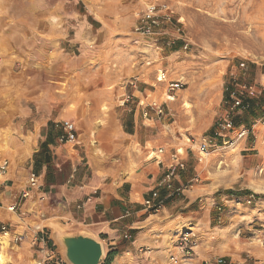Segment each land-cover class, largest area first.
Returning <instances> with one entry per match:
<instances>
[{"label": "rangeland", "instance_id": "1", "mask_svg": "<svg viewBox=\"0 0 264 264\" xmlns=\"http://www.w3.org/2000/svg\"><path fill=\"white\" fill-rule=\"evenodd\" d=\"M52 1L0 0V40L14 52L10 60L0 52V118L9 111L8 124L30 128L24 109L40 114L46 101L52 102L53 116L63 108L71 111L72 117L63 118L76 120L79 133L84 114L92 118L93 132L109 124L130 129L134 119L155 134L160 129L155 147L168 152L181 147L188 156V188H203L194 209L207 210L211 231L220 238L217 255L224 264H264V0H156L168 4L172 18L160 19L149 31L140 27L147 0H64L48 6ZM54 15L65 17V37L29 50L32 54H16V30L34 32L41 42L48 16ZM55 47L62 57L52 54ZM162 72L165 80H157ZM171 80L182 86L168 90ZM194 83L202 92L198 99L188 97ZM242 85H253L257 100L263 99L253 111L231 108L232 91L249 98ZM73 93L81 100L69 105L66 97ZM227 115L230 127L215 135L217 122ZM8 124L0 119V160L10 161ZM90 138L87 145L99 139ZM203 140L211 146L198 161ZM152 148L142 152L144 159L154 155ZM7 249L0 248V264L8 259Z\"/></svg>", "mask_w": 264, "mask_h": 264}, {"label": "crops", "instance_id": "2", "mask_svg": "<svg viewBox=\"0 0 264 264\" xmlns=\"http://www.w3.org/2000/svg\"><path fill=\"white\" fill-rule=\"evenodd\" d=\"M50 2L48 6L53 7L65 3ZM64 20L63 15L48 16L41 42L36 33L27 34L25 28H18L16 54H32L29 50L39 51L46 42L60 41L66 34ZM79 35L76 32V39ZM5 44L0 40V52L10 60L14 52ZM52 51L56 57L63 56L59 48ZM66 99L69 105L81 100L75 93ZM50 103H41L43 111L37 115L24 109L22 114L29 118L30 128H24V123L8 124L9 111L0 118L8 124L4 133L8 135L10 156L9 167L0 175V248L9 245L4 264H69L53 237L55 225L69 233L83 231L99 239L103 246L99 264H205L220 254V238L217 231H211L207 210H202L203 205L194 209V201L203 191L201 185L175 190L188 181V172L179 171L172 177L171 188L157 187L171 153L163 146L155 147L160 142V129L155 134L154 129L142 128L134 119L130 129L109 124L93 132V120L84 114V132L79 133L76 120L63 118L72 117V112L63 108L53 116ZM63 119L75 122V142L59 141ZM91 136L99 139L87 145ZM148 147H154L151 152L156 157L150 153L144 159L142 152ZM160 147L164 150L158 154ZM161 155L164 159L159 158ZM31 171L37 175L35 186L28 182ZM153 189L159 191L161 206L148 210L142 202ZM23 191H27L25 196ZM190 227L194 252L186 259L176 238L180 230ZM44 230L47 246L39 239Z\"/></svg>", "mask_w": 264, "mask_h": 264}, {"label": "built area", "instance_id": "3", "mask_svg": "<svg viewBox=\"0 0 264 264\" xmlns=\"http://www.w3.org/2000/svg\"><path fill=\"white\" fill-rule=\"evenodd\" d=\"M172 18L171 12L169 10V6L166 2H156V0H147L145 10L143 11L141 21L143 24H141V28H144V31H149L152 26H156L159 24L160 19H163L165 21H170ZM179 30V28H177ZM243 64V63H241ZM166 76L165 73L162 72L161 74L157 75V80H165ZM182 86V83L180 81L171 80L168 81L167 87L168 90H175ZM242 91L245 93L246 97L249 98H256V90L254 89L253 85H242ZM234 91L231 92V108L237 109V111L240 110H247L249 108V102L245 101L242 97L236 95L234 96ZM244 97V96H243ZM127 98V97H126ZM154 105V102L151 103ZM160 112H162L161 109H159ZM262 115H264V108L262 109ZM147 114V111H144V115ZM232 123V117L226 116L223 119H220V121L217 122L218 124V130L215 131V135H218L222 130H225L230 127ZM62 132L59 134L58 139L61 142H74L77 139V127L73 120L71 119H63L61 122ZM245 131L241 130L238 132V136L243 135ZM210 144L203 140L199 143L197 147V160L202 161L203 158L209 153ZM163 148L160 147L156 150L158 154H161L163 152ZM183 150L181 147L175 148L169 155L170 162L167 165V169L163 177L159 180L158 186H166L167 188L172 187V177L179 171H184L187 168L186 160L183 157ZM156 157V154H154ZM9 167V161L7 158H3L0 160V175L4 173L7 168ZM72 176V175H71ZM71 177L69 178V181H71ZM29 185L35 186L37 185V175L34 171H31L28 177ZM188 185V181L184 183L182 186H178L175 190H182L184 187ZM27 194V191L22 192V196H25ZM159 197V191L158 189H153L150 192V195L145 197L143 199L142 205L148 210H157L160 208V200ZM13 207V206H12ZM39 239L43 243V245H48V237L47 233L43 232L39 236ZM177 245H179L184 258L191 257L194 250H193V244H194V233L192 232V229L190 228H184L178 232L177 238H176ZM225 259L222 256L216 255L215 257L209 259L208 261H205V264H224ZM37 264H42L41 261H38Z\"/></svg>", "mask_w": 264, "mask_h": 264}, {"label": "water", "instance_id": "4", "mask_svg": "<svg viewBox=\"0 0 264 264\" xmlns=\"http://www.w3.org/2000/svg\"><path fill=\"white\" fill-rule=\"evenodd\" d=\"M53 237L69 264L100 263L103 246L95 236L83 231L69 233L55 225Z\"/></svg>", "mask_w": 264, "mask_h": 264}, {"label": "bare ground", "instance_id": "5", "mask_svg": "<svg viewBox=\"0 0 264 264\" xmlns=\"http://www.w3.org/2000/svg\"><path fill=\"white\" fill-rule=\"evenodd\" d=\"M198 85H197V83L192 84L190 93L188 94V97H194V98L198 99L201 96L200 95L201 89L199 87V90H198ZM209 93H210V90L207 92V94H205V98L208 96ZM169 97L172 98L171 96H169ZM150 156H153V154H151Z\"/></svg>", "mask_w": 264, "mask_h": 264}, {"label": "trees", "instance_id": "6", "mask_svg": "<svg viewBox=\"0 0 264 264\" xmlns=\"http://www.w3.org/2000/svg\"><path fill=\"white\" fill-rule=\"evenodd\" d=\"M246 100L249 101V109L248 110L253 111L254 109H256L255 105L261 104L263 99H262V97H260L258 99L259 100L258 101L257 98L253 97V98H248Z\"/></svg>", "mask_w": 264, "mask_h": 264}]
</instances>
